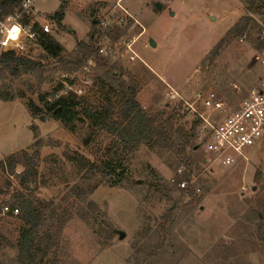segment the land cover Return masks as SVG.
Masks as SVG:
<instances>
[{"label":"rangeland","instance_id":"obj_1","mask_svg":"<svg viewBox=\"0 0 264 264\" xmlns=\"http://www.w3.org/2000/svg\"><path fill=\"white\" fill-rule=\"evenodd\" d=\"M65 1L62 28L53 16L63 0L35 4L36 19L52 27L64 52L54 58L35 48L40 66L19 76L0 68V162L39 154L33 197L51 204L47 215L74 214L57 247L35 264H264V139L236 165L222 166L209 160L201 124L185 108L196 102L204 111L197 94L215 92L229 108L216 113L222 118L248 96L264 75L261 15L248 13V0H130L124 5L130 15L116 0ZM247 17V27L234 30ZM79 42L94 50L83 64ZM107 43L115 52L103 57L98 48ZM90 58L97 65L87 68ZM122 82L137 89L147 114L163 112L175 128L193 132L185 155L153 145L127 151L91 125L86 109L117 116ZM60 97L77 115L46 112ZM82 158L103 170L83 168ZM23 172L22 164L13 173L0 168L11 181L2 202L30 196ZM24 226L17 215H0V264H19Z\"/></svg>","mask_w":264,"mask_h":264},{"label":"trees","instance_id":"obj_2","mask_svg":"<svg viewBox=\"0 0 264 264\" xmlns=\"http://www.w3.org/2000/svg\"><path fill=\"white\" fill-rule=\"evenodd\" d=\"M7 2L8 5L5 8L6 12L9 13L12 11L17 0H7ZM66 6L67 2L63 0L60 11L53 16L60 28H62V20ZM246 8L249 14H259L261 15V19H264V0H248ZM246 19L245 26H237L234 30L241 33L249 23L250 18L247 17ZM39 43L41 48L54 58L59 57L65 50L63 45L50 34H44ZM78 48L79 54L82 56L80 64H83L94 50L91 46L82 42L78 43ZM39 66V62L19 57L13 52L5 53L0 60V68L9 71L15 76H19L25 72L27 73ZM112 75L118 78L117 72H112ZM120 88L124 101L121 104L117 116L111 118L106 111L86 109L85 115L91 125L105 130L110 135L116 137L117 145L123 146L127 151H134L141 145H153L168 151L174 150L178 155H185L187 147L191 145L190 142L194 137L193 132L186 133L183 129L175 128L173 121L165 118L163 112L157 115L147 114L137 100L138 92L134 86H129L125 82H122ZM39 111H35L34 114H40L38 113ZM46 112L52 114L55 118L65 119H67V116L71 119V117L77 115L75 108L64 97H60L52 103H47ZM196 123L194 120L193 124ZM191 150H196V146L192 145ZM14 155L9 159L8 163L4 161L0 162V168L2 171H10L13 173L18 164H22L24 167L21 183L27 185L30 196L14 198L11 206L19 207L20 213L17 216L25 223L17 245L19 264H35L40 254H44L47 250L57 247L62 230L67 222L73 218L74 214L69 210H65L60 216L56 213V210H52L50 215H47L46 211L51 207V204L37 202L33 197L38 178L36 160L39 158V154L36 153L34 156H29L27 153L23 156ZM81 164L83 168H86L90 164V171L97 170L100 172L103 170L102 166L90 163L85 158L81 159ZM106 167L111 168V162H107ZM186 178L188 179V176ZM186 178L181 177L178 183L184 181ZM10 187L11 181L5 175H0V196L6 193ZM90 207H96V205L91 203ZM79 215L83 219L87 217L83 213ZM47 223H51L49 229L42 237L38 236L39 229Z\"/></svg>","mask_w":264,"mask_h":264},{"label":"built area","instance_id":"obj_3","mask_svg":"<svg viewBox=\"0 0 264 264\" xmlns=\"http://www.w3.org/2000/svg\"><path fill=\"white\" fill-rule=\"evenodd\" d=\"M38 0H17L12 11L6 12L7 0H0V60L5 53L13 52L19 57L34 60V49L40 47V39L44 34H50L53 29L49 24L40 23L35 16V4ZM130 0H116L118 9L130 15L125 3ZM15 30V31H14ZM15 37V38H13ZM131 50V45L128 44ZM113 43L101 45L98 53L103 57L113 55ZM93 58L88 60V67H95ZM86 67V66H85ZM82 91L80 90V93ZM197 101L204 111L195 107V103H187L185 107L193 115L196 122L201 124V145H205V153L211 161L225 167L236 165L240 159L246 158L252 150L264 139V75L250 90L248 96L239 107L222 118L216 113L226 114L227 104L215 92H199ZM17 171V174H20ZM13 179V176H9ZM185 187V183L182 184ZM0 196V215H18V206L10 202H2Z\"/></svg>","mask_w":264,"mask_h":264},{"label":"water","instance_id":"obj_4","mask_svg":"<svg viewBox=\"0 0 264 264\" xmlns=\"http://www.w3.org/2000/svg\"><path fill=\"white\" fill-rule=\"evenodd\" d=\"M154 6L158 10H161L163 8V6H162V4L160 2H155ZM172 14H174V13L172 12ZM150 44H151V46L156 47V43H155V41L153 39H150ZM44 119L45 118L42 117V120H44ZM199 147H200V145H197L196 149H198ZM118 233H119V239H124L125 238V236H126L125 232H123L122 230H119Z\"/></svg>","mask_w":264,"mask_h":264},{"label":"snow or ice","instance_id":"obj_5","mask_svg":"<svg viewBox=\"0 0 264 264\" xmlns=\"http://www.w3.org/2000/svg\"><path fill=\"white\" fill-rule=\"evenodd\" d=\"M15 31V30H14ZM13 38H15V37H13Z\"/></svg>","mask_w":264,"mask_h":264}]
</instances>
